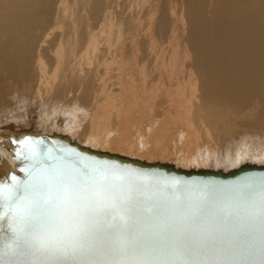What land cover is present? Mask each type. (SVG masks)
Returning <instances> with one entry per match:
<instances>
[{
  "label": "bare ground",
  "instance_id": "1",
  "mask_svg": "<svg viewBox=\"0 0 264 264\" xmlns=\"http://www.w3.org/2000/svg\"><path fill=\"white\" fill-rule=\"evenodd\" d=\"M0 131L264 165V0H0Z\"/></svg>",
  "mask_w": 264,
  "mask_h": 264
},
{
  "label": "snow or ice",
  "instance_id": "2",
  "mask_svg": "<svg viewBox=\"0 0 264 264\" xmlns=\"http://www.w3.org/2000/svg\"><path fill=\"white\" fill-rule=\"evenodd\" d=\"M116 174L58 162L37 166L7 193L0 185V224L7 223L12 242L7 259L0 250V264H226L129 254L226 236L248 217L264 249V177L244 187L206 188L193 204L139 184L113 183L108 177Z\"/></svg>",
  "mask_w": 264,
  "mask_h": 264
},
{
  "label": "water",
  "instance_id": "3",
  "mask_svg": "<svg viewBox=\"0 0 264 264\" xmlns=\"http://www.w3.org/2000/svg\"><path fill=\"white\" fill-rule=\"evenodd\" d=\"M58 162L69 167L77 163L103 166L118 173L109 175L108 179L113 183L139 184L147 192L155 193L161 198L168 199L176 195L193 204L198 203L200 192L206 188L244 187L257 184L264 177V165L245 164L229 172L184 170L171 163H148L119 154L95 151L65 135L0 131V185L6 193L19 182L28 180L29 174L37 166ZM10 235L7 223L0 224V250L4 252L5 259L12 249ZM196 241L187 246L142 248L129 256L144 259L219 261L226 264H260L264 259L259 229L251 217L238 224L226 236H208L205 239L196 238ZM24 258L26 257H12Z\"/></svg>",
  "mask_w": 264,
  "mask_h": 264
}]
</instances>
